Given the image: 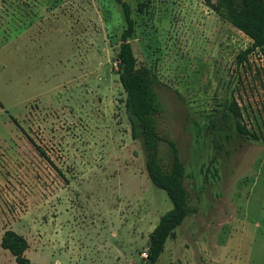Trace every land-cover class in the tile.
I'll return each mask as SVG.
<instances>
[{
  "label": "rangeland",
  "instance_id": "374dc122",
  "mask_svg": "<svg viewBox=\"0 0 264 264\" xmlns=\"http://www.w3.org/2000/svg\"><path fill=\"white\" fill-rule=\"evenodd\" d=\"M123 1L190 197L156 264H264V54L239 63L251 39L204 0ZM125 25L115 0H0V240L21 234L29 264H144L172 207L130 134ZM0 264H15L1 246Z\"/></svg>",
  "mask_w": 264,
  "mask_h": 264
},
{
  "label": "trees",
  "instance_id": "16d2710c",
  "mask_svg": "<svg viewBox=\"0 0 264 264\" xmlns=\"http://www.w3.org/2000/svg\"><path fill=\"white\" fill-rule=\"evenodd\" d=\"M115 1L122 8L126 24L120 34L116 73L125 93L130 134L141 145L148 178L155 186L166 192L172 204L171 209L159 218L150 233L144 264H156L167 238L189 213L190 197L184 184L185 166L178 154V148L171 138L163 136L158 129V116L162 113L163 107L155 80L146 68H139L136 65L129 41L134 32V21L130 16L129 5L123 0ZM204 1L218 16L251 39L250 46L236 56L239 63L256 50L264 54V0ZM227 109L226 116L231 123L229 126L239 133H247L246 126L240 121L241 112L235 99L230 101ZM161 141H164L169 149L170 160L167 163H163L160 156ZM35 147L40 152L39 146L35 144ZM0 246L13 255L15 264H29L28 258L24 255L28 243L21 234L12 229L5 230L1 236Z\"/></svg>",
  "mask_w": 264,
  "mask_h": 264
}]
</instances>
